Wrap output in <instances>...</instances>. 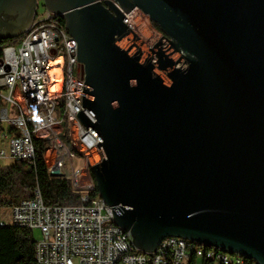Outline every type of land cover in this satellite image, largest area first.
Wrapping results in <instances>:
<instances>
[{
	"label": "water",
	"instance_id": "water-1",
	"mask_svg": "<svg viewBox=\"0 0 264 264\" xmlns=\"http://www.w3.org/2000/svg\"><path fill=\"white\" fill-rule=\"evenodd\" d=\"M115 1L170 42L147 47L108 1L43 0L77 45V118L112 222L151 256L178 237L264 264V0ZM34 8L0 0V40Z\"/></svg>",
	"mask_w": 264,
	"mask_h": 264
},
{
	"label": "built area",
	"instance_id": "built-area-1",
	"mask_svg": "<svg viewBox=\"0 0 264 264\" xmlns=\"http://www.w3.org/2000/svg\"><path fill=\"white\" fill-rule=\"evenodd\" d=\"M103 1L123 13V24L142 41L135 22L143 13L137 8L125 13L115 0H100L107 7ZM40 7L43 11H36L25 32L0 46V100L8 104L0 106V164L24 160L33 168V138L46 140L44 157L49 150L53 153L49 175L67 180L79 194V203L45 206L36 186L31 198L6 207L7 219L0 209V226L40 231L42 238L34 245L36 264H188L196 259L207 264H257L178 237L163 238L151 256L137 251L130 232L112 222L111 208L94 195L91 169L102 162L98 141L77 118L85 81L76 42L44 4ZM160 37L170 42L161 31ZM179 53L185 58L183 51Z\"/></svg>",
	"mask_w": 264,
	"mask_h": 264
},
{
	"label": "trees",
	"instance_id": "trees-1",
	"mask_svg": "<svg viewBox=\"0 0 264 264\" xmlns=\"http://www.w3.org/2000/svg\"><path fill=\"white\" fill-rule=\"evenodd\" d=\"M55 21L65 27L62 18L56 17ZM154 25L157 27L156 24ZM15 39L0 40V46ZM0 106H2L1 100ZM62 139L67 147L72 150L66 133L62 134ZM33 145L35 151L33 168L24 160L0 164V209L17 204L23 199L31 198L36 186L39 188L45 206L78 204L79 194L72 190L69 182L49 175L44 157L48 142L33 138ZM95 194H98L96 187ZM34 245L35 238L32 231L11 225L0 226V264H36ZM188 264H195V261L191 260ZM202 264L207 263L202 262Z\"/></svg>",
	"mask_w": 264,
	"mask_h": 264
},
{
	"label": "rangeland",
	"instance_id": "rangeland-1",
	"mask_svg": "<svg viewBox=\"0 0 264 264\" xmlns=\"http://www.w3.org/2000/svg\"><path fill=\"white\" fill-rule=\"evenodd\" d=\"M43 9L42 7H39L38 12H42ZM136 34L142 39V42L146 45V46H151V45H155V43L158 40V37L160 35V31L159 29L154 25V23H152L150 21V19L148 18V16L144 15V14H139L138 18L136 19ZM73 76H76V69H73ZM2 95H6L7 92L5 90L1 91ZM8 106V104L6 103H2V107L1 108H6ZM62 127H65V123L63 122L61 124ZM45 161L48 165L49 160L53 157V153L51 150L47 151L46 155H45ZM3 163H10V161H4ZM77 166L80 165V161L76 162ZM9 209L8 208H4L2 209L1 213L4 214L5 218L7 219V215H8ZM33 236L35 238L36 241L41 240L42 235L40 233L39 230H34L33 232ZM195 264H202L200 259H196Z\"/></svg>",
	"mask_w": 264,
	"mask_h": 264
},
{
	"label": "flooded vegetation",
	"instance_id": "flooded-vegetation-1",
	"mask_svg": "<svg viewBox=\"0 0 264 264\" xmlns=\"http://www.w3.org/2000/svg\"><path fill=\"white\" fill-rule=\"evenodd\" d=\"M43 4V0H35V8H34V12L33 15L36 13V11L38 10V8Z\"/></svg>",
	"mask_w": 264,
	"mask_h": 264
},
{
	"label": "bare ground",
	"instance_id": "bare-ground-1",
	"mask_svg": "<svg viewBox=\"0 0 264 264\" xmlns=\"http://www.w3.org/2000/svg\"><path fill=\"white\" fill-rule=\"evenodd\" d=\"M55 90V88H53L51 91L53 92Z\"/></svg>",
	"mask_w": 264,
	"mask_h": 264
}]
</instances>
